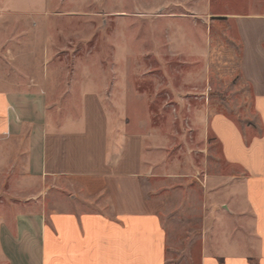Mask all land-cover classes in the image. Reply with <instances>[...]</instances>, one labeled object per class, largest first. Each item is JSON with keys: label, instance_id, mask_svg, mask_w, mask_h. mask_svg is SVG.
<instances>
[{"label": "rangeland", "instance_id": "rangeland-1", "mask_svg": "<svg viewBox=\"0 0 264 264\" xmlns=\"http://www.w3.org/2000/svg\"><path fill=\"white\" fill-rule=\"evenodd\" d=\"M239 23L264 35V0H0V90L41 84L101 97L110 121L155 159L145 189L164 204L168 264H198L203 241L252 225L244 173L213 123L236 126L238 161L262 135ZM84 198L81 211L112 209Z\"/></svg>", "mask_w": 264, "mask_h": 264}, {"label": "crops", "instance_id": "crops-1", "mask_svg": "<svg viewBox=\"0 0 264 264\" xmlns=\"http://www.w3.org/2000/svg\"><path fill=\"white\" fill-rule=\"evenodd\" d=\"M238 26L262 135L242 162L236 126L219 116L213 123L223 143L228 134L227 162L244 173L252 225L240 236L246 242L234 223L204 239L198 264H264V35ZM102 103L97 93L70 87L53 95L41 84L0 90V264H168L164 204L145 189L155 159L142 154L140 138L110 121ZM66 190L69 199H58ZM82 196L112 209L81 211Z\"/></svg>", "mask_w": 264, "mask_h": 264}]
</instances>
